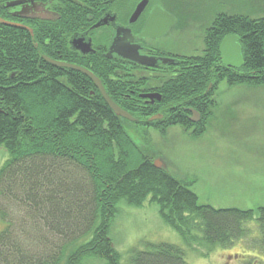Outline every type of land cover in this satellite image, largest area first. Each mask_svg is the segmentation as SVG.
Returning a JSON list of instances; mask_svg holds the SVG:
<instances>
[{
  "label": "trees",
  "instance_id": "1",
  "mask_svg": "<svg viewBox=\"0 0 264 264\" xmlns=\"http://www.w3.org/2000/svg\"><path fill=\"white\" fill-rule=\"evenodd\" d=\"M225 20L227 35L241 37L243 65L223 78L230 86H264V17ZM211 55L214 69L217 48ZM187 81L180 96L193 90ZM93 89L86 76L43 61L23 36L0 42V147L8 155L0 166V264H121L109 236L117 205L140 207L148 198L201 257L238 241L264 251V207L199 205L188 184L154 167L153 154L137 142L147 131L116 116ZM253 221L256 240L246 227ZM143 247L128 251L127 264H188L179 246Z\"/></svg>",
  "mask_w": 264,
  "mask_h": 264
},
{
  "label": "flooded vegetation",
  "instance_id": "2",
  "mask_svg": "<svg viewBox=\"0 0 264 264\" xmlns=\"http://www.w3.org/2000/svg\"><path fill=\"white\" fill-rule=\"evenodd\" d=\"M142 1L0 0V19L13 24H0V42L23 36L49 65L77 72L46 59L88 70L138 128L185 129L180 116L191 131L206 127V116L221 108L226 82L219 46L236 35L242 50L241 37L227 35L226 14L200 10L195 0H145L135 13ZM213 47L219 56L214 69ZM184 81L193 90L180 96ZM91 83L90 93L102 97ZM143 114L151 116L137 118Z\"/></svg>",
  "mask_w": 264,
  "mask_h": 264
},
{
  "label": "rangeland",
  "instance_id": "3",
  "mask_svg": "<svg viewBox=\"0 0 264 264\" xmlns=\"http://www.w3.org/2000/svg\"><path fill=\"white\" fill-rule=\"evenodd\" d=\"M195 7L213 14L264 17V0H195ZM221 89V108L206 116L202 134L180 127L165 134L145 130L146 141L137 142L153 154V164L157 161L171 176L188 184L199 205L256 211L264 207V86L222 82ZM7 157L0 147V166ZM148 199L140 207L117 205L109 236L121 264H127L132 248L144 251L145 243L179 246L188 264H264V251L249 250L243 241L231 248H217L206 258L199 256L162 221L157 205ZM246 227L251 239L259 238L257 222Z\"/></svg>",
  "mask_w": 264,
  "mask_h": 264
},
{
  "label": "water",
  "instance_id": "4",
  "mask_svg": "<svg viewBox=\"0 0 264 264\" xmlns=\"http://www.w3.org/2000/svg\"><path fill=\"white\" fill-rule=\"evenodd\" d=\"M144 3H145V0L138 4L135 10V13H138L140 11ZM0 24H3L5 26H13V24L3 21L1 19H0ZM238 41H239L238 36L229 35L222 40L219 46V54H220L222 63L231 69H239L243 65L242 50H241V46ZM46 60L57 67L73 69L77 72L82 73L84 76H87L88 78H90L91 81L94 83L95 87L99 89L102 95V98L106 102L107 106L112 110V112L116 116L129 120V121L134 120L132 116H130L126 111H124L119 106H117L114 103V101L107 95L100 80L94 74H92L91 72H89L88 70L84 68H80V67L72 66L68 64H63V63H55V62L49 61L48 59ZM134 60L142 64H145V63L149 65L151 64V63H148L147 61H144L143 58H140V59L135 58ZM150 120H152V118H150ZM153 165L156 169L161 168L158 165L157 161H155Z\"/></svg>",
  "mask_w": 264,
  "mask_h": 264
}]
</instances>
